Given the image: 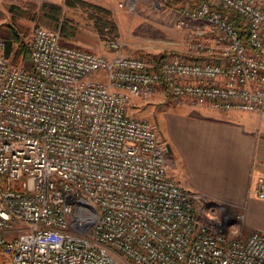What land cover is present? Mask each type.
I'll return each instance as SVG.
<instances>
[{
  "label": "built area",
  "instance_id": "1",
  "mask_svg": "<svg viewBox=\"0 0 264 264\" xmlns=\"http://www.w3.org/2000/svg\"><path fill=\"white\" fill-rule=\"evenodd\" d=\"M181 12L200 27L159 63L37 25L29 69L0 41V264H264V232L244 233L243 213L184 188L156 125L128 111L163 90L264 115V0Z\"/></svg>",
  "mask_w": 264,
  "mask_h": 264
},
{
  "label": "crops",
  "instance_id": "2",
  "mask_svg": "<svg viewBox=\"0 0 264 264\" xmlns=\"http://www.w3.org/2000/svg\"><path fill=\"white\" fill-rule=\"evenodd\" d=\"M157 93L164 103L170 97ZM174 103L162 111L171 133L164 140L159 136L173 150L170 174L226 211L243 213L244 232H264V198L256 193L257 180L264 177V115Z\"/></svg>",
  "mask_w": 264,
  "mask_h": 264
},
{
  "label": "rangeland",
  "instance_id": "3",
  "mask_svg": "<svg viewBox=\"0 0 264 264\" xmlns=\"http://www.w3.org/2000/svg\"><path fill=\"white\" fill-rule=\"evenodd\" d=\"M55 1L62 6L61 21L65 20L69 29L73 31L63 35V41L98 52H109L107 42L111 39L118 40L127 54L140 55L142 51L181 52L186 47L187 32L200 27L199 22L184 18L183 13L175 7L166 6V0H82L110 9L111 18L118 29V35L115 37L111 34L110 28L105 29V34L99 31L92 16L94 14L99 16L102 13L80 3L66 4V0H0V26L15 24L25 42L30 45L33 29L37 25L62 27V24L42 16L39 10L42 3H56ZM192 2L197 3L198 0ZM182 19L185 20V25L180 28L177 23ZM170 106H175L174 101L168 97L164 103L157 93L147 98H132L128 104V111L136 117L154 123L160 138L164 140L171 133V129L162 111ZM167 164L169 170L172 167V159L168 151Z\"/></svg>",
  "mask_w": 264,
  "mask_h": 264
},
{
  "label": "trees",
  "instance_id": "4",
  "mask_svg": "<svg viewBox=\"0 0 264 264\" xmlns=\"http://www.w3.org/2000/svg\"><path fill=\"white\" fill-rule=\"evenodd\" d=\"M193 0H166V6L175 7L178 11H182L187 3L190 7H195L197 3H193ZM191 2V3H189ZM66 4L75 5L77 3L92 7L96 12L102 13V15L94 14L92 17L95 19L96 25L102 34H105V29L110 28V32L113 37L118 35V29L115 21L111 18V11L109 8L87 3L82 0H66ZM40 13L44 17L50 18L52 21L62 24L61 33L62 36L67 33H73L69 29L67 22L61 21L62 19V6L53 2H45L39 8ZM233 23L238 24L236 18H232ZM0 39L5 43V55L9 57L15 63H21L27 68H32L31 50L30 45L25 42L22 37L20 29L13 23L4 24L0 26ZM64 42V41H63ZM66 43V42H64ZM166 51L159 53H152L157 63L164 57ZM140 55L148 56L150 53L141 52Z\"/></svg>",
  "mask_w": 264,
  "mask_h": 264
},
{
  "label": "water",
  "instance_id": "5",
  "mask_svg": "<svg viewBox=\"0 0 264 264\" xmlns=\"http://www.w3.org/2000/svg\"><path fill=\"white\" fill-rule=\"evenodd\" d=\"M165 145H166L167 151H168L169 153H173V150H172V148H171V145H170L169 143H166Z\"/></svg>",
  "mask_w": 264,
  "mask_h": 264
}]
</instances>
